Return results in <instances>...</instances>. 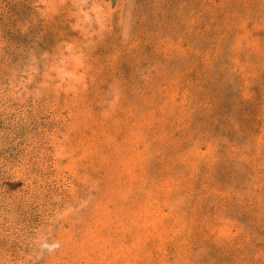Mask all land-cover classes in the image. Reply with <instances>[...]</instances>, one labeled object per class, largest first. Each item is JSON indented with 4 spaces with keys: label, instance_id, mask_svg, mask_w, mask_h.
Returning <instances> with one entry per match:
<instances>
[{
    "label": "rangeland",
    "instance_id": "rangeland-1",
    "mask_svg": "<svg viewBox=\"0 0 264 264\" xmlns=\"http://www.w3.org/2000/svg\"><path fill=\"white\" fill-rule=\"evenodd\" d=\"M0 264H264V0H0Z\"/></svg>",
    "mask_w": 264,
    "mask_h": 264
}]
</instances>
